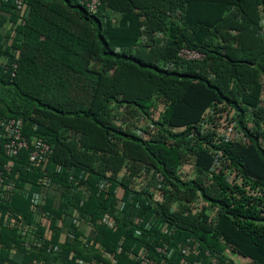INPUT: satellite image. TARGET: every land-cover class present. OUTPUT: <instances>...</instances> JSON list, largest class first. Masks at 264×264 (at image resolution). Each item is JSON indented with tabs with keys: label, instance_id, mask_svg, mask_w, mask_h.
Here are the masks:
<instances>
[{
	"label": "trees",
	"instance_id": "obj_1",
	"mask_svg": "<svg viewBox=\"0 0 264 264\" xmlns=\"http://www.w3.org/2000/svg\"><path fill=\"white\" fill-rule=\"evenodd\" d=\"M22 2L23 9L0 0V112L21 118L28 138L53 145L44 167L27 168L31 149L16 159L34 190L42 188L40 173L52 176L44 208L62 218L68 204L90 216L115 264H140L130 253L142 245L158 263L181 264L179 243L188 238L199 242L189 258L237 264L232 252L264 264V0H101L96 12L77 0ZM181 47L205 56L182 58ZM218 108L235 113L225 118L234 123L230 138L204 127ZM222 117H214L218 126H228ZM186 163L189 178L179 171ZM152 170L164 176L161 200L148 186L134 188ZM81 185L83 203L72 191ZM198 196L196 213L190 203ZM120 198L123 212L112 227L102 216L115 215ZM209 207L219 210L215 224ZM5 210L32 218L19 193L0 204ZM67 214L72 238L60 242L53 223L48 240L59 251L47 244L25 254L17 229L1 226L0 264H28L37 255L42 264L91 260L81 241L86 229ZM165 244L170 255L157 251ZM12 248L25 254L22 262L10 257Z\"/></svg>",
	"mask_w": 264,
	"mask_h": 264
},
{
	"label": "built area",
	"instance_id": "obj_2",
	"mask_svg": "<svg viewBox=\"0 0 264 264\" xmlns=\"http://www.w3.org/2000/svg\"><path fill=\"white\" fill-rule=\"evenodd\" d=\"M80 4L85 5L89 11L96 12L99 8L101 0H77ZM19 3V7L24 8L22 0H17ZM179 56L189 60H199L202 59L205 54L203 51L190 48V47H181L179 52ZM2 57L0 56V63L2 62ZM14 67L17 66L16 63L12 64ZM5 66V63L4 65ZM7 68V66H6ZM15 72L12 71V75ZM220 107V106H219ZM223 114V120L228 116V114L235 115L234 112L231 113L224 112V110L218 109H210L208 115L220 116ZM228 126L234 128V123L225 121ZM226 138H230L229 133L222 134ZM23 149H31L28 157L27 168L30 171L38 167H44L46 164L49 155L53 152V145L46 141L45 139L39 137L28 138L23 130V121L21 118L17 117H6L3 116L0 112V204L1 203H10L14 200L16 194H21L24 198L30 200L31 204V215L32 218L30 221H26L22 213L16 212L14 210H5L0 211V227L1 226H9L17 229L20 237H21V248L25 250V254L28 252L39 251L41 247H44L48 244V240H51L52 236L56 233L55 228L53 227V223H55V227L59 230L60 242L68 240L72 238L73 234L71 231H68L63 227V219L67 217V213L71 216V221L78 227H84L86 229L87 235H84L81 239L82 243L86 245L87 250H92L89 252L92 257L91 260H85L82 257H77V262L80 264H115V254L107 251L98 241H96V230L95 225L88 215H83L76 207L70 208V205L66 204L63 207L62 218L55 217L53 213L44 208V204L46 202V187H50L53 184L52 176L46 173H40L38 176V183L42 186L41 189L34 190L32 188V182L26 180L23 177L22 172L16 169L17 163L16 159H18L19 154ZM57 170L61 169V166L58 165ZM68 170L73 171V167H69ZM190 164H182L180 167V172L187 178L190 177ZM149 176L142 175L136 179L134 183V188L140 190L144 187H149L150 189H158L164 184V176L161 172L152 170L149 172ZM25 179V180H24ZM75 180V179H74ZM107 184H105L106 186ZM75 189V188H74ZM73 192H79L81 194V203H83V199L87 194V190L84 186H78L77 189L73 190ZM160 191V190H159ZM59 205V201L54 203V206ZM124 208V202L121 198L118 200L116 204L115 215L105 212L102 216V221L107 223L109 226L115 227L117 225V216H121ZM143 218L139 216L134 217V221L137 223L142 222ZM150 224L147 223L146 227H149ZM164 230H167V224L162 225ZM137 232H140L137 230ZM1 239H0V247H1ZM168 246H157V251L161 253H166L170 255ZM179 247L184 254V257L181 260V264H227L226 261H220L219 259L212 257L209 262L205 263L203 259L199 258H189L190 254L197 255L199 253V242L196 240H192L188 238L186 241H181L179 243ZM48 251H59V245L51 242L47 246ZM99 252V256L95 253V250ZM122 247L119 246L117 251H121ZM25 254L20 253L18 249L12 248L10 250V257L18 260L19 262L23 261V257ZM74 255V253H72ZM130 257L134 258L135 261L140 264H161L158 263L156 259L150 256V252L145 245H142L136 253H130ZM60 258V257H59ZM61 259V258H60ZM43 260L41 257L34 256L32 261L28 262V264L39 263L42 264ZM6 264H11V262H7ZM64 264V263H60Z\"/></svg>",
	"mask_w": 264,
	"mask_h": 264
},
{
	"label": "crops",
	"instance_id": "obj_3",
	"mask_svg": "<svg viewBox=\"0 0 264 264\" xmlns=\"http://www.w3.org/2000/svg\"><path fill=\"white\" fill-rule=\"evenodd\" d=\"M119 16L118 14H116V17ZM204 127L206 128V130H209L210 128H213L215 130H218L219 133L224 134V133H230V132H235L234 128H231L230 126H226V127H221L220 125L218 126L216 119L215 118H208L207 120L204 121ZM208 128V129H207ZM143 175L145 176H149L150 173H144ZM122 190V189H121ZM151 193L153 194V198L155 200H161L162 199V195L161 192L158 189H150ZM122 194V193H121ZM120 194V195H121ZM202 199L200 198V196L196 197L195 200H193L190 203L191 208L193 209L194 212H198L203 205V201H201ZM210 209H208L209 213H210V223L215 224L216 221L218 220L219 217V210L217 207H209ZM234 254V253H233ZM227 256H232L231 253H228ZM237 257L239 258V260H241L242 262H246V263H250V259L249 258H244V257H240L237 255Z\"/></svg>",
	"mask_w": 264,
	"mask_h": 264
},
{
	"label": "rangeland",
	"instance_id": "obj_4",
	"mask_svg": "<svg viewBox=\"0 0 264 264\" xmlns=\"http://www.w3.org/2000/svg\"><path fill=\"white\" fill-rule=\"evenodd\" d=\"M262 22H263V24H264V15H263V17H262ZM5 95H6V93L4 94V97H5ZM219 162H217L216 163V165H215V168L216 167H218L219 166ZM122 193V190L119 188V190H118V194L120 195ZM231 257L235 260V262L237 263V264H246V262H242L241 260H239V258L237 257V255L236 254H233L232 252H231Z\"/></svg>",
	"mask_w": 264,
	"mask_h": 264
}]
</instances>
